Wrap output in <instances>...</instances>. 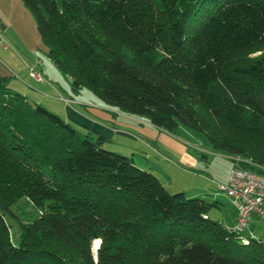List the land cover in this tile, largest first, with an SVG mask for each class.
I'll return each mask as SVG.
<instances>
[{
    "label": "trees",
    "instance_id": "trees-1",
    "mask_svg": "<svg viewBox=\"0 0 264 264\" xmlns=\"http://www.w3.org/2000/svg\"><path fill=\"white\" fill-rule=\"evenodd\" d=\"M21 2L74 92L170 136L182 126L264 176V0ZM11 79L0 74V264H264V241L207 217L216 202L168 193Z\"/></svg>",
    "mask_w": 264,
    "mask_h": 264
},
{
    "label": "crops",
    "instance_id": "crops-1",
    "mask_svg": "<svg viewBox=\"0 0 264 264\" xmlns=\"http://www.w3.org/2000/svg\"><path fill=\"white\" fill-rule=\"evenodd\" d=\"M4 4L0 0V74L3 76L12 75L18 82L16 83V88L18 87V91L25 96L29 94L27 90L31 89V87H28L29 85L38 87L36 89H39L40 92L42 90L53 91L54 87L46 80L43 83H37L31 79L24 62H18L16 55L19 54L17 50L21 52L20 56L25 61L27 59L34 61L35 63L31 67H34L35 70L40 71L42 74V70L39 68L40 63L38 64L36 58L34 59L33 54L25 48L23 41L18 37L13 25L14 20L11 15L12 11H10L11 7ZM8 7H10L9 10ZM35 64H37L36 66L38 68ZM65 101L66 105L63 106L61 111L63 117L60 116L63 120L83 132L102 137L105 143H113L116 137L127 140L131 148L137 154H140V157H138L140 159L139 163L134 160L136 153L130 152L131 154H135L129 156L133 158L132 160L135 165H138L142 169H147V171L153 173L159 180L160 178L158 176L165 178L169 176L164 168L168 162L165 158L171 154L178 161L187 164V167L193 166L195 163L188 153V145L173 136L153 128L143 119L128 116L103 103L83 105L72 98ZM117 142L119 143V148L126 147L120 141L117 140ZM223 158L228 168H226L224 178L220 179L221 182H225L228 171L232 167L243 171L255 172L260 175L262 174L259 168L246 161L226 156H223ZM229 204V207L220 208V205L216 202L215 207L208 211L207 217L212 221L220 223L224 228H231L235 222L236 205L232 201ZM242 236L264 241V214L261 217L252 216L248 221L246 229L242 232Z\"/></svg>",
    "mask_w": 264,
    "mask_h": 264
},
{
    "label": "rangeland",
    "instance_id": "rangeland-1",
    "mask_svg": "<svg viewBox=\"0 0 264 264\" xmlns=\"http://www.w3.org/2000/svg\"><path fill=\"white\" fill-rule=\"evenodd\" d=\"M2 1L5 3L4 5L11 7V9L10 7H8V10L10 9V11H12V13H10L13 17V25L16 29L19 39L23 41L25 48L33 54L34 59L36 58L38 64L40 63L39 68L42 70L43 79L49 82L54 87V90H42V92H45L42 93L39 91V89H36L38 87L29 85L28 87H31V89L27 90L29 94L25 96L23 93L18 91V87L16 88V83L18 82L15 78H13L12 75H9V77H12L11 82L9 83V87L25 96L30 104H40L48 112L56 114L59 117H63V114L61 112L62 108L64 105H66L65 100H70V98L74 99L75 101H79L80 104L83 105H94L93 103H102L88 89L84 88L77 92H74L71 87L70 78L62 74L46 58V56L44 55L46 48L40 42L39 36L36 32L33 17L31 13L24 7L21 0ZM17 53L19 54L16 55L19 63L24 62L27 70H29L28 68H34L31 67L32 65H34V61L30 59H27V61H25L22 56H20L21 52L19 50H17ZM36 65L37 64H35V66ZM36 67L38 68V66ZM172 136L188 145V153L193 158L195 162L194 165L187 167V164L178 161V159L175 158L173 154H171L167 158H165L168 160L167 166L164 168L169 174L168 178L158 176L161 180L160 181L153 173H150L153 174L160 181V183L162 182L161 184L170 194L182 192L186 198H204L208 202H218L220 208L229 207L230 200L226 195L217 191V185L225 183L224 181L221 182L220 179L224 178L226 168H228L223 155L212 153L205 144L203 136L194 134L182 126H179ZM115 139L116 140L113 143H104L103 147L106 150H111L112 152H116L128 157L131 155H135L134 153H136V157L134 160L140 163V159L138 158L140 157V154H137V152L131 148V145L127 140L121 139L119 137H116ZM117 140L123 143L126 147L119 148V143L117 142ZM130 152L134 153L131 154ZM140 170L147 171V169L142 168H140ZM8 223L10 225L11 240L13 242H16V225L13 222ZM96 244L97 241H94L92 243V247Z\"/></svg>",
    "mask_w": 264,
    "mask_h": 264
},
{
    "label": "built area",
    "instance_id": "built-area-1",
    "mask_svg": "<svg viewBox=\"0 0 264 264\" xmlns=\"http://www.w3.org/2000/svg\"><path fill=\"white\" fill-rule=\"evenodd\" d=\"M28 72L35 82H44L40 71L29 68ZM217 191L226 195L236 205L235 222L231 228L226 229L228 231L242 233L252 216L261 217L264 214L262 174L232 167L228 171L225 183L217 185Z\"/></svg>",
    "mask_w": 264,
    "mask_h": 264
},
{
    "label": "water",
    "instance_id": "water-1",
    "mask_svg": "<svg viewBox=\"0 0 264 264\" xmlns=\"http://www.w3.org/2000/svg\"><path fill=\"white\" fill-rule=\"evenodd\" d=\"M97 245H98V242H97V244H96V245H93V248H95Z\"/></svg>",
    "mask_w": 264,
    "mask_h": 264
}]
</instances>
